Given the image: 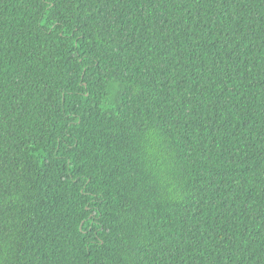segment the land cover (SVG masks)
Returning <instances> with one entry per match:
<instances>
[{
    "label": "trees",
    "instance_id": "obj_1",
    "mask_svg": "<svg viewBox=\"0 0 264 264\" xmlns=\"http://www.w3.org/2000/svg\"><path fill=\"white\" fill-rule=\"evenodd\" d=\"M0 264H264V0H0Z\"/></svg>",
    "mask_w": 264,
    "mask_h": 264
}]
</instances>
